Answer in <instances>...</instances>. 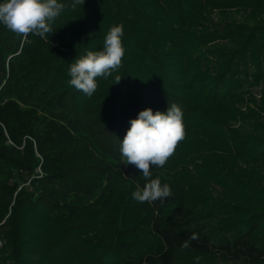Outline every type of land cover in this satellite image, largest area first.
Returning <instances> with one entry per match:
<instances>
[{
    "label": "trees",
    "instance_id": "obj_1",
    "mask_svg": "<svg viewBox=\"0 0 264 264\" xmlns=\"http://www.w3.org/2000/svg\"><path fill=\"white\" fill-rule=\"evenodd\" d=\"M60 2L47 38L0 25V264H264V0ZM118 24L122 66L88 97L70 64ZM173 103L185 139L151 177L172 195L140 203L120 143Z\"/></svg>",
    "mask_w": 264,
    "mask_h": 264
},
{
    "label": "clouds",
    "instance_id": "obj_2",
    "mask_svg": "<svg viewBox=\"0 0 264 264\" xmlns=\"http://www.w3.org/2000/svg\"><path fill=\"white\" fill-rule=\"evenodd\" d=\"M84 3L85 0H73L71 6L82 7ZM65 7L60 0H0V25L24 38L30 34L47 38V34L54 33L51 25ZM123 35V25H114L104 36L100 50L88 51L75 58L69 67V85L91 97L98 87L97 78L107 79L122 66ZM121 78L115 76V84ZM129 124L120 140L119 163L125 167L134 166L146 181L142 188L137 187L132 192V197L140 203H163L172 195V189L166 183L161 184L159 178H151L152 169L163 168L185 139L182 109L175 103L168 105L166 112L147 108L130 119ZM197 239V234L193 233L189 240L181 243V248H189L191 241Z\"/></svg>",
    "mask_w": 264,
    "mask_h": 264
},
{
    "label": "rangeland",
    "instance_id": "obj_3",
    "mask_svg": "<svg viewBox=\"0 0 264 264\" xmlns=\"http://www.w3.org/2000/svg\"><path fill=\"white\" fill-rule=\"evenodd\" d=\"M201 264H251L248 262H222V261H216L212 259H206V258H201L200 259Z\"/></svg>",
    "mask_w": 264,
    "mask_h": 264
}]
</instances>
